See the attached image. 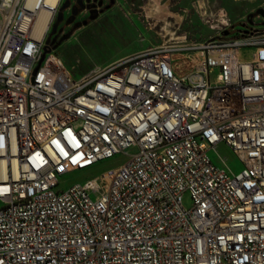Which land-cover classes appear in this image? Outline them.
<instances>
[{"label":"built area","instance_id":"obj_1","mask_svg":"<svg viewBox=\"0 0 264 264\" xmlns=\"http://www.w3.org/2000/svg\"><path fill=\"white\" fill-rule=\"evenodd\" d=\"M65 2L0 0V264H264V17L76 79L44 53Z\"/></svg>","mask_w":264,"mask_h":264},{"label":"rangeland","instance_id":"obj_2","mask_svg":"<svg viewBox=\"0 0 264 264\" xmlns=\"http://www.w3.org/2000/svg\"><path fill=\"white\" fill-rule=\"evenodd\" d=\"M114 1L109 12L88 26L74 32L64 23L61 29L58 27L54 37L51 33L53 26L58 23L57 15L44 53L57 56L65 68L78 79L94 67H106L148 49H171L180 45L199 44L216 38L219 33L222 37L240 38L262 21V16L250 18V15L264 9V0ZM158 7L159 13L156 12ZM60 12L63 11L60 9ZM81 17H86V13ZM222 23H228L229 26H222ZM61 32L64 34L61 35ZM66 35L70 37L62 41ZM241 54L246 56L248 52L244 50ZM170 56L175 58L179 71L183 72L194 65L200 54L195 52L179 55L171 51ZM218 153L227 158V163L234 172L242 169L241 160L228 148L220 146ZM210 156L222 166V160L215 152H210ZM126 161L125 155H118L111 160L68 174L61 179L60 188L66 189L75 183H85ZM183 205L187 209L192 207L193 201L189 194L184 196Z\"/></svg>","mask_w":264,"mask_h":264},{"label":"flooded vegetation","instance_id":"obj_3","mask_svg":"<svg viewBox=\"0 0 264 264\" xmlns=\"http://www.w3.org/2000/svg\"><path fill=\"white\" fill-rule=\"evenodd\" d=\"M66 1V0H65ZM108 1V2H106ZM69 7L63 10V19L59 22L58 27L61 29L63 24L71 27L72 31H77L83 27L88 26L91 22L98 20L113 8L114 0H68ZM75 11V14L73 12ZM86 13V17H81ZM60 14V10L57 15ZM95 16V19H91ZM72 20L70 24L67 21ZM55 23V21H54ZM53 23V25H54ZM57 27V31L58 28ZM56 31V33H57ZM56 33L53 35L56 36ZM63 35L64 32H61ZM62 40V39H61Z\"/></svg>","mask_w":264,"mask_h":264},{"label":"water","instance_id":"obj_4","mask_svg":"<svg viewBox=\"0 0 264 264\" xmlns=\"http://www.w3.org/2000/svg\"><path fill=\"white\" fill-rule=\"evenodd\" d=\"M68 7H69V2H68V0H67V1L63 4V6H62V8H61V11L65 10V9L68 8ZM73 14H75V11L73 12ZM258 15L264 17V9H259L255 14L250 15V18H253L254 16H258ZM62 19H63V14H62V12H60L59 17H58V23L55 24V25L53 26V30H52V33H51L52 35H54V34L56 33V31H57V27H58V24H59V22L62 21ZM91 19H95V16H92ZM71 22H72L71 19H70L69 21H67L68 24H70ZM69 37H70V35H66V36L62 39V41L68 39ZM45 52H46V51H45ZM45 54H46V53H45Z\"/></svg>","mask_w":264,"mask_h":264},{"label":"bare ground","instance_id":"obj_5","mask_svg":"<svg viewBox=\"0 0 264 264\" xmlns=\"http://www.w3.org/2000/svg\"><path fill=\"white\" fill-rule=\"evenodd\" d=\"M156 12H158L159 13V7L158 8H156ZM160 17V16H159ZM212 30H214V28L212 27ZM55 59H57L58 61H59V58L58 57H55ZM61 62V61H60Z\"/></svg>","mask_w":264,"mask_h":264}]
</instances>
